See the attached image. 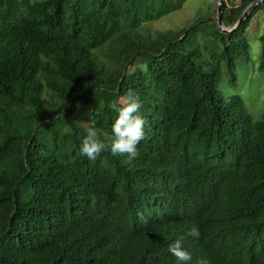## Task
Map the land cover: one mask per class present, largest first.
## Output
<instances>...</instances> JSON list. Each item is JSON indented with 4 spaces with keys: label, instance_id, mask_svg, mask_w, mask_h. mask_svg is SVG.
<instances>
[{
    "label": "trees",
    "instance_id": "obj_1",
    "mask_svg": "<svg viewBox=\"0 0 264 264\" xmlns=\"http://www.w3.org/2000/svg\"><path fill=\"white\" fill-rule=\"evenodd\" d=\"M183 1L0 0V264H182L168 250L178 240L188 264H264V104L254 120L220 89L264 6L230 33L215 11L139 28ZM222 1L231 28L255 0ZM129 89L145 120L138 156L81 155L78 112L107 142Z\"/></svg>",
    "mask_w": 264,
    "mask_h": 264
},
{
    "label": "rangeland",
    "instance_id": "obj_2",
    "mask_svg": "<svg viewBox=\"0 0 264 264\" xmlns=\"http://www.w3.org/2000/svg\"><path fill=\"white\" fill-rule=\"evenodd\" d=\"M230 2L237 4L238 0H227V4ZM214 11L216 12V2L214 0H185L177 9L170 11L165 16L147 20L139 28L141 30L146 29L150 32V35H153L155 31L188 27L194 23L193 21L196 18L208 17ZM260 36H264V7L260 8L253 15L248 27L244 31V38L248 41L249 51L246 58L244 57L235 61V77L232 84L227 85L225 82L228 80V77L222 63L221 76L224 81L221 88V82L219 84V88L223 94L230 95L237 93L240 95L247 112L254 120L258 119L260 109L264 104V74L256 69L260 49L258 38ZM107 48L109 47L105 44L94 50L99 60L105 61V51ZM140 59H143L142 55L138 56L133 64H126L125 71L131 72L136 66L142 67ZM78 114L83 115L80 117V121L84 125L88 124L86 123L87 114L82 108Z\"/></svg>",
    "mask_w": 264,
    "mask_h": 264
},
{
    "label": "clouds",
    "instance_id": "obj_3",
    "mask_svg": "<svg viewBox=\"0 0 264 264\" xmlns=\"http://www.w3.org/2000/svg\"><path fill=\"white\" fill-rule=\"evenodd\" d=\"M141 106L139 95L131 89L119 96L111 105L117 116L111 125L112 134L107 142L98 138L94 127L85 124L86 134L81 141L80 154L89 160H95L102 152L109 151L113 156L126 155L128 160H134L139 154L137 146L144 136L145 120L139 115ZM89 199L94 206L95 194H92ZM188 235L199 238L198 227L193 226ZM168 250L182 264H188L192 259L191 254L182 248L179 240L170 244ZM197 264H207V261L201 259Z\"/></svg>",
    "mask_w": 264,
    "mask_h": 264
},
{
    "label": "water",
    "instance_id": "obj_4",
    "mask_svg": "<svg viewBox=\"0 0 264 264\" xmlns=\"http://www.w3.org/2000/svg\"><path fill=\"white\" fill-rule=\"evenodd\" d=\"M216 2V12L214 14V17L216 19V27L218 30H220L221 32L224 33H230L231 31L235 30L236 28L239 27L240 23L242 22V20L247 16V14L249 13V11L257 5H264V0H255L252 3H250L249 5H247L243 11L241 12V14L239 15V17L237 18V20L235 21V23L232 25L231 28H225L222 25V21H221V16H222V7H223V1L222 0H214Z\"/></svg>",
    "mask_w": 264,
    "mask_h": 264
}]
</instances>
